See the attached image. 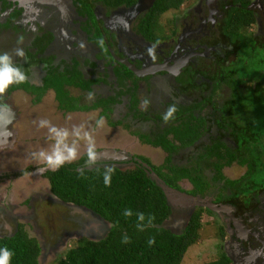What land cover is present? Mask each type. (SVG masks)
<instances>
[{"label": "flooded vegetation", "instance_id": "flooded-vegetation-1", "mask_svg": "<svg viewBox=\"0 0 264 264\" xmlns=\"http://www.w3.org/2000/svg\"><path fill=\"white\" fill-rule=\"evenodd\" d=\"M154 1L143 0L136 7L138 0L131 3L126 0H0V53L14 55L15 49L22 48L24 57L14 55V62L28 77L25 83L10 86L0 99V112H6L8 120L0 123V140H3L0 150L12 152L8 146L22 134L41 128L42 119L69 128L60 122L64 113L87 116L86 113L95 111V121L104 117L105 124L96 128L94 122L89 129L104 132L101 135L107 132V137L112 138L107 142L110 145L99 150L110 148L116 152L99 156L98 163L91 166L86 163L85 154L78 168H144L141 164L144 162L160 178L159 174L164 175L170 166L187 168L192 177L200 175L207 185L203 192L187 193L209 197L216 204L217 210L206 206L195 208H204L223 220L224 227L219 233L221 238L226 235L221 246L230 264H264V186L254 188L253 183L246 184L247 162L228 161L227 155V150H235L246 156L249 148L246 147L248 136L236 128L245 123L241 122L240 114H234V104L239 102L228 77L235 74L229 67L236 63L240 47L232 32H225L227 11L240 4L233 0H192L181 7V3L173 8L176 14L163 30L159 20L168 10L154 24L143 21ZM246 8L252 12L254 21L240 31L246 37L251 36L258 47L260 42L264 43V0H249ZM149 48L154 49L155 59L149 56ZM248 83L260 84L255 79L243 81V92ZM57 87L66 92L63 98L57 96ZM220 89L228 98H214ZM247 92L248 88L244 93ZM17 95L20 103H14ZM82 95L86 98L82 99ZM173 105L177 108L174 118L165 122L163 114ZM69 106L73 107L69 109ZM50 107L60 112V118ZM123 115L130 120L131 130L118 119ZM43 129V134L48 132L47 128ZM138 149H153L164 155L160 163H153ZM219 152L222 157H218ZM213 159L223 162H212ZM235 165L244 167V172L228 177L224 170ZM154 166L161 167V172L154 170ZM203 167L209 168L210 173L205 169L202 173ZM35 169L33 166L29 172ZM24 175L0 177V183L7 181L2 192L10 187L8 201L17 196L11 205L0 202V218L14 221V226L3 221L0 238L14 236L22 226L26 235L35 239L26 230L29 226L26 219L33 227L45 222L55 235L60 220L57 213L66 209L69 213L77 212V216L69 218L79 225L76 232L81 237L78 239L94 240L106 235L107 225L103 224L106 220L85 206L60 200L50 189L44 194L40 187L30 186L22 188L23 193H15L16 178ZM182 180L191 183L188 177H182L177 183ZM34 198L41 205L34 206L31 202L27 213L20 210L21 202ZM192 211L193 208L185 206L172 208L163 223L178 232ZM179 212H183V217L179 218L181 223L177 227L176 219L173 224L169 222ZM37 213L42 215L40 219ZM20 220L27 225L23 226ZM69 235L70 230L63 229L59 237L66 239ZM35 240L39 247L38 262L42 246Z\"/></svg>", "mask_w": 264, "mask_h": 264}, {"label": "trees", "instance_id": "trees-1", "mask_svg": "<svg viewBox=\"0 0 264 264\" xmlns=\"http://www.w3.org/2000/svg\"><path fill=\"white\" fill-rule=\"evenodd\" d=\"M126 1L131 3L135 0ZM183 1L155 0L143 18L144 23L154 24L161 13L179 7ZM233 2L240 5L227 11L225 32H232V37L238 41L240 49L236 63L229 67L235 74L228 77L239 102L234 104V114H240L241 122L245 123V126L237 125L236 128L240 132L244 129L242 134L248 136L249 146L246 147L249 148L246 156L237 154L235 150H227V155L230 159L228 161L238 159L239 163L247 162L246 184L253 183L256 188L264 186V160L261 156L264 153V142L261 140L264 137V43L260 42V46L256 47L255 40L240 31H243L250 21H254L252 12L246 8L249 0ZM253 79L260 84L256 83L254 88L244 93L241 83ZM56 92L59 98L66 95L60 87H57ZM73 106H69V109ZM218 157H222L220 152ZM84 159L85 157L65 164L55 171L46 169L43 176L47 178L53 195L62 201L93 210L108 221L110 227L103 238L79 239L54 264H180L187 248L198 238V211L193 212L186 225L176 232L164 225L163 222L172 212V208L167 204L161 188L149 178L143 167L121 169L113 166L115 171L111 185L106 186L103 177L106 167L78 168ZM216 167L218 168V165ZM32 168L33 166L29 165L4 172L0 177L18 176L31 171ZM153 168L158 173L161 172V167ZM159 175L168 185L177 189H181L177 183L179 179L190 178L194 186L188 190L191 193L203 192L207 186L201 181L203 179L200 175L192 177L191 172L184 167L170 166L164 175ZM126 210H130L132 214L124 215ZM140 213L144 214L143 221L139 220ZM153 216L155 219L149 223ZM125 236L129 238L128 243L123 242ZM151 239L155 240L154 244L149 243ZM3 248L13 253L10 264L37 263V242L26 235L22 226L14 236L0 238V249ZM204 264H230V259L221 252L216 259Z\"/></svg>", "mask_w": 264, "mask_h": 264}, {"label": "rangeland", "instance_id": "rangeland-1", "mask_svg": "<svg viewBox=\"0 0 264 264\" xmlns=\"http://www.w3.org/2000/svg\"><path fill=\"white\" fill-rule=\"evenodd\" d=\"M192 2V0H184L181 4V7L186 6ZM176 14V9H169L165 14H163L159 20V26L163 29L166 30V26L170 25L172 17ZM255 28V26H253ZM252 89L254 88V84H247V86L244 88L246 89ZM140 96H142L140 94ZM82 99H85L86 96L82 95ZM214 98H228V96H225V92H222L220 89L217 91L216 95ZM51 99V96H50ZM21 102L19 96L15 97L14 103ZM19 102V103H20ZM19 105V104H16ZM53 106V105H52ZM36 107H34L35 109ZM49 110L51 112H54L57 114L60 118V112L56 110L53 107H50ZM87 116L81 113H64L63 117L61 118L60 122L62 125L66 124L70 129L74 125H80L79 122H83L84 125L87 128H91V125L95 122L96 119V113L95 111L86 113ZM81 115V116H80ZM58 118V119H59ZM118 119L120 120L121 123H125L124 126L128 127L129 130L130 128V120L123 116H119ZM59 122V123H60ZM17 125L20 126V121L17 122ZM237 127V126H236ZM244 130V129H243ZM242 130V132H243ZM44 129L43 128H38L34 129L31 132H27L21 135V138H18V140L14 143V145L8 146L10 149H13L12 152H7L6 150H0V174L13 170H18L21 168H25V166L33 165L37 167V169L34 170V174L32 173H27L24 176H19L16 178L15 181V193L18 194V191L23 193L25 190L22 188H30V186L33 187H40L42 191H44V194H48L49 191V183L46 177L42 175L43 172L39 171L41 168H47L46 166H43L44 164L38 162L32 157L33 152H38L41 149H50V146L53 142L48 138V132L43 134ZM45 132V131H44ZM241 132V133H242ZM102 131L99 130L98 133L93 132V134H98L95 135L96 139V149L99 150V147L101 146H106L110 145L111 143H107L108 141H111V137L108 138V133L105 132V134L101 135ZM244 135V134H243ZM99 139V141H98ZM262 142H264V137L261 138ZM3 140H0V142ZM106 141V142H104ZM15 146V148H14ZM24 147V148H23ZM16 149V150H15ZM8 150V149H7ZM140 152H143L146 156L149 157V159L153 163H160L162 156L164 155L163 153H158L157 151L150 149V150H144V149H138ZM134 152L133 150H131ZM86 154V147L84 145V142H81L80 145V157L85 156ZM262 159H264V154H262ZM78 160V159H77ZM223 162V160H212V162ZM98 163V161L96 162ZM41 166V167H40ZM43 166V167H42ZM204 167L202 168L201 172L204 173ZM209 169V168H208ZM208 169H205V172L210 173ZM225 169V168H224ZM244 167L240 166H233L232 168H226L224 170L225 174L228 177H237L238 175L242 174L244 172ZM200 174V172H199ZM208 182V181H207ZM7 181L0 183V194H1V200L2 205L8 206L11 205L10 202H15L17 199V196L15 194V199H10L8 201V196L10 194V187H7L5 192H2V189L5 188V184ZM179 185L181 186V189L185 192L190 190L192 188V185L190 182L186 180H182L179 182ZM38 190V188H36ZM209 190V189H208ZM19 198V196H18ZM37 199H33L32 201L26 200V202H21L20 205V210L25 211L26 213L28 212V209H30V206L33 204L34 206L36 205H41V202H37ZM32 202V204H31ZM1 205V204H0ZM197 207V206H195ZM193 208L192 212L198 211L199 213V222H200V227L198 230V238L194 243H192L184 253L182 260L180 264H204L207 261L216 259L220 253L223 251L222 250V244L225 242V236L226 234L220 236L219 231L222 230L224 227V222L221 220L218 216L214 215L212 212H208L204 208ZM202 207V206H201ZM196 209V210H195ZM71 211V210H70ZM178 212V211H177ZM20 213V212H19ZM38 214V219L41 218L42 215ZM72 214V215H71ZM36 215V212L35 214ZM45 216V215H44ZM57 216L60 217V220H58L57 223H59V226H57V229L55 231V235L51 234V229L48 227V225L45 224V222H42L40 226L38 227H33L34 225L31 224L30 220L26 219L25 221L29 223V226L26 224V222H22L23 226H26V230L29 232L31 236L35 237L37 239L38 243L42 246L41 250V255L38 258L37 264H54L61 256H63L64 252L74 246L78 242V238L81 237V235L76 232L78 231V224L76 222L69 218L71 216H77V212L73 211L72 213L68 212V209L63 210L62 212L57 213ZM67 217V218H65ZM183 217V212L175 213V216L173 219L169 222L170 224L174 223L175 221V226H179L181 223V220L179 218ZM3 221L5 223L11 222L12 226H14V221H9L7 218L4 220L0 218V226L3 224ZM19 220L16 219V222ZM104 225H107V223H103ZM9 227L8 224H5ZM50 226V225H49ZM103 227V226H102ZM108 227V225H107ZM63 229L70 230V235L65 237L66 239L62 238L61 236L59 237L60 233L62 232ZM101 229V228H100ZM2 233V231L0 230ZM83 235V234H82ZM78 239V240H77ZM93 239V238H92ZM51 247V248H50ZM51 249V250H50ZM44 254V255H43Z\"/></svg>", "mask_w": 264, "mask_h": 264}, {"label": "clouds", "instance_id": "clouds-1", "mask_svg": "<svg viewBox=\"0 0 264 264\" xmlns=\"http://www.w3.org/2000/svg\"><path fill=\"white\" fill-rule=\"evenodd\" d=\"M101 44L103 41L100 42ZM148 54L155 59V53L153 48L148 49ZM14 55L18 57H24L25 53L22 48L14 50ZM13 53L3 52L0 53V99L6 94L10 86L14 84L25 83L28 79L25 71L14 62ZM148 102L145 101V104ZM6 107V106H5ZM177 108L175 105L170 106L163 114V120L165 122L174 118ZM3 112H0V123H7ZM105 124L104 117H100L95 121L96 128H102ZM39 127L48 129V138L53 141L50 149H41L38 152H33L32 157L38 162L46 165L48 169L53 171L59 169L65 164L72 163L80 157V145L84 142L86 147V155L88 165H94L99 159V153L96 149V139L93 135V130L87 128L84 124L74 125L71 129L67 127H58L53 125L51 121L42 119L39 121ZM45 169L41 168L39 171L43 172ZM115 171L113 166L105 168L103 173L104 184L106 186L111 185L112 175ZM130 210H126L124 215H131ZM144 214H139V220H144ZM155 217H151L149 223L154 220ZM139 227V225H138ZM141 230L143 228L141 227ZM124 243L129 242L127 236L123 239ZM150 244H154L155 240H149ZM13 253L7 248L0 249V264H10V260Z\"/></svg>", "mask_w": 264, "mask_h": 264}, {"label": "water", "instance_id": "water-1", "mask_svg": "<svg viewBox=\"0 0 264 264\" xmlns=\"http://www.w3.org/2000/svg\"><path fill=\"white\" fill-rule=\"evenodd\" d=\"M215 1L216 0H212V2H215ZM140 3H143V0H138V2L136 3L137 5L135 4L136 7ZM11 112H12V115H14V112L13 111H11ZM5 114H6V112L4 113V115ZM7 119H10V118H7ZM0 147H2V145ZM97 151L99 153V156H105L106 154L114 155V153L116 152L110 148H102V149L97 150ZM141 164L144 166L146 174L149 176V178L151 180H153L155 182V184L161 188V190L165 196L167 204L169 206H171L172 208H175L177 206H185V207H189V208H194L195 206H206L212 210H214V209L217 210L216 204L213 203L209 197H202L200 195H193V194L187 193L181 189H177L175 187H172V186L168 185L162 178H160L154 171H152L151 167L148 164H146L144 162H142ZM85 168H90V167H85ZM46 169H48V168H45V170ZM27 173L34 174L35 172L33 171V172H27ZM97 216L100 217L101 219H103L100 215L97 214ZM106 223L108 225V227H107V230H108L110 227V223L108 221H106ZM95 227H97V226H95ZM97 229L100 233L103 232V231L99 230L100 229L99 227H97ZM97 239H100V237H97L94 240H97Z\"/></svg>", "mask_w": 264, "mask_h": 264}, {"label": "crops", "instance_id": "crops-1", "mask_svg": "<svg viewBox=\"0 0 264 264\" xmlns=\"http://www.w3.org/2000/svg\"><path fill=\"white\" fill-rule=\"evenodd\" d=\"M11 145H14V143H12ZM11 145H10V146H11ZM14 148H15V146H14ZM9 149H10V148H9Z\"/></svg>", "mask_w": 264, "mask_h": 264}]
</instances>
